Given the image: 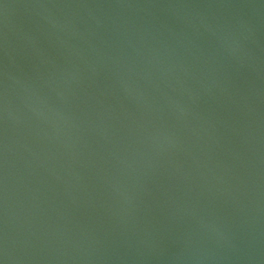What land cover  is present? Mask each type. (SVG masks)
Masks as SVG:
<instances>
[{
  "label": "water",
  "instance_id": "95a60500",
  "mask_svg": "<svg viewBox=\"0 0 264 264\" xmlns=\"http://www.w3.org/2000/svg\"><path fill=\"white\" fill-rule=\"evenodd\" d=\"M0 264H264V0H0Z\"/></svg>",
  "mask_w": 264,
  "mask_h": 264
}]
</instances>
